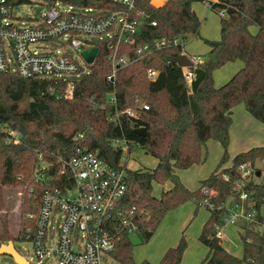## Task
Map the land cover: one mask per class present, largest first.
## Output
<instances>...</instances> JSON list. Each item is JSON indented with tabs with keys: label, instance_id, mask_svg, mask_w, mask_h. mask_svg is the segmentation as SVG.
Masks as SVG:
<instances>
[{
	"label": "trees",
	"instance_id": "1",
	"mask_svg": "<svg viewBox=\"0 0 264 264\" xmlns=\"http://www.w3.org/2000/svg\"><path fill=\"white\" fill-rule=\"evenodd\" d=\"M150 1H136L132 17L141 22L140 33L135 44L119 45V55L137 59L136 48L158 38H180L184 45L188 39L199 37L200 21L191 8V3L198 0H167L160 7L151 5ZM71 3L118 8L98 0H71ZM209 7L219 14L220 38L204 40L209 47L208 59L196 67L190 89L184 81L183 69L176 63L182 54L180 45L153 50L150 55L120 69L114 85L105 81L110 70L105 60L108 50L99 45L88 73L72 81L70 97L66 95L67 80L22 79L0 73V126L21 136L20 144L13 145L0 132V211L6 209L3 189L19 186L24 193L22 214L37 213L42 188L34 183L32 176L40 156L55 167L57 157H68L78 148L87 149L96 152L100 160L113 168L122 169V152L112 146L113 139L128 143L129 152L138 146L157 160L154 169L126 172L127 189L119 205L124 214L132 213L131 222L142 242L150 239L172 209L189 201L200 207L204 199L202 187L217 193L211 200L216 207L234 196L230 183L222 176L227 174L234 181L238 165L264 161V147H255L237 154L230 167L221 168L229 160L231 110L243 104L246 112L264 125V0H218ZM151 22L156 25L152 27ZM252 26L257 28V33L249 31ZM236 61L242 62L243 67L228 82L215 87L212 73ZM147 69L157 71L155 80L147 79ZM111 92L115 95L114 104L109 103ZM134 98L148 109L138 110L137 119L118 115L135 106ZM111 117L114 121L109 120ZM139 128L145 129L144 136L137 134ZM208 140L216 141L223 150L220 169L201 181L199 189L190 191L183 186L176 171L201 164L206 159L202 148ZM54 171L55 168L50 169L51 173ZM167 182L172 185L169 190L159 198L152 196L153 183ZM248 191L250 201L245 209L254 210L257 221L262 223L259 209L264 204V184L249 180ZM223 212L221 208L210 211L199 234L198 241L208 250L201 264H264V235L257 231L245 229L241 236L242 258L223 249L220 240L214 237V226L221 223ZM0 225L1 245L12 241L13 236L5 219ZM33 225L34 220L25 218L17 239L25 241V230ZM133 246L131 237L122 233L110 255L118 264H150L133 261ZM186 247L181 237L177 246L167 249L158 264H180Z\"/></svg>",
	"mask_w": 264,
	"mask_h": 264
},
{
	"label": "built area",
	"instance_id": "2",
	"mask_svg": "<svg viewBox=\"0 0 264 264\" xmlns=\"http://www.w3.org/2000/svg\"><path fill=\"white\" fill-rule=\"evenodd\" d=\"M47 1L48 9L40 18L33 20L30 25L22 24L18 27L11 15L15 1L0 0V73L14 74L22 79L67 80L63 76H74L77 79L88 73L91 66L81 53L92 48H97L99 52L98 46L102 45L108 50L105 60L110 66L105 81L114 85L120 69L150 55L153 50L180 45L181 55H186L192 63V67L182 68L184 81L190 89L196 67L204 64L201 57L186 54L180 38H158L152 43H144L136 48L137 59H131L126 54L119 55V45L135 44L140 33L141 22L132 17L137 0H98L118 6L116 9L76 6L71 0ZM198 1L209 6L218 0ZM65 4L69 6L62 10ZM71 5L82 9L83 13L71 11ZM150 25L154 27L156 24L151 22ZM90 36H97L99 39L104 37L105 41L95 43L89 39ZM59 39L62 40L59 47L70 46L83 61V65H78L65 51L48 47L50 42ZM157 74L154 69L146 70V77L151 81L155 80ZM67 81V97H70V87L74 80ZM109 103H115L114 92L109 94ZM134 103V107L126 108L118 115L137 119L138 110L148 109L137 98H134ZM109 120L114 121L112 117ZM0 132L6 134L8 143L20 144L19 133L2 126ZM110 142L122 152V169L113 168L100 160L96 152L87 149L78 148L68 157H57L55 167L39 157V164L32 178L42 190L37 213L25 217L27 220H34V225L24 233L25 242L32 244L36 264L44 258L49 259L51 264H109L114 261L110 253L114 250L119 235L136 234V226L130 219L132 213L124 214L119 208L127 189L126 172L131 170L128 166L131 152L125 141L113 139ZM124 156L128 157V161ZM54 168L55 171L51 173L50 169ZM257 172L259 177H256ZM262 173L264 174V169L260 171L256 163L246 161L237 166V178L234 181H230V177L224 174L222 179L230 183V191L234 196L218 207L211 203L217 193L208 187L200 189L204 196L202 207L209 211L219 208L224 210L221 223L214 226L215 238H222L224 225H235L239 221L246 225V229L257 232L261 229L260 233L264 235V224L257 221V213L245 209L250 201L248 182L262 179L259 183L264 184ZM57 216L60 223L56 230L52 227L49 233L50 221ZM21 258L26 264H32ZM13 263L17 264L14 260Z\"/></svg>",
	"mask_w": 264,
	"mask_h": 264
},
{
	"label": "rangeland",
	"instance_id": "3",
	"mask_svg": "<svg viewBox=\"0 0 264 264\" xmlns=\"http://www.w3.org/2000/svg\"><path fill=\"white\" fill-rule=\"evenodd\" d=\"M12 1H15V3L12 6L11 15L12 18L15 20V25L18 27H21L22 24L30 25L31 22H33V20L40 18L42 14H44L48 9L47 0H12ZM68 6H69L68 4H65L61 9L62 10L67 9ZM192 7L202 24L199 32L200 36L195 37L197 39L194 40H192L191 38L188 39L184 43L185 49L191 55H201V57L205 60L204 62H206L208 59V53L204 40L216 41L220 38V34H219L220 17L218 13H216L215 11H211L209 9L210 7L202 1L193 3ZM71 11L83 13V10L76 6H73ZM89 39L95 43H101L102 41H105L104 37L99 39V37L97 36H90ZM61 43H62L61 39L57 41H52L50 42L48 47L53 48L55 50H60L61 52L65 51L71 58H73V60L78 65L81 66L84 64L83 61L77 55V53L73 49H71L70 46L64 45L62 47H59ZM237 65L240 64H238V62H232L215 70L212 73L213 84L217 87H220L226 82H228L232 78L231 76L233 74L235 75L239 71ZM81 77L76 79L74 76H68V77L63 76L62 78H65L67 80H78ZM68 91H69V87H67L66 89L67 96H68ZM212 156L214 155L210 153L208 150V152H206V159L204 160L203 163H205L207 159L209 160V157L212 158ZM124 159L128 161V157L124 156ZM219 163L220 160L218 161L216 168L219 167ZM257 163L258 162H256V164ZM128 166L131 170L152 169L155 168L156 162L155 159L150 155L146 154L142 150V148L137 147L130 153ZM262 175L264 174L262 173ZM159 190L160 187L154 185L152 188V194H157ZM23 198H24L23 189L19 186L6 187L3 189V199L6 209L0 211V222L2 219H5L7 221L9 233L13 236V240L9 242H12L13 247L19 253V255L24 259H26L27 261H30L32 264H36V261L34 259L32 244L30 242H25V241L23 242L17 239V237L19 236L18 234H20L21 224L24 222L26 217L25 214H22L21 212ZM190 202L191 201L186 202L180 206H184ZM177 208L178 207L172 209L168 213H171L173 210ZM186 209L187 207H183L181 210L185 212ZM261 212H262L261 215L264 218V206L262 207ZM207 213L208 212L205 209L202 208L200 209L197 208V210L195 209L194 211H192L191 218L187 222V225H185L182 229L179 230H178V224L180 223L181 216H179L177 213L170 214L162 224L161 229L163 230L164 235H162V237L160 238V234H158L154 237L152 241L150 242L148 241L147 243L142 242L141 238L136 236V234L130 235L134 245H136L135 251H132L133 261L135 263L138 262L141 263L145 261L144 258L146 256L160 252L162 246L161 239L164 240V244H173L179 242V240L181 239V237H183L184 234V239L186 241L187 247L185 251V259L183 264H200V261L204 257V253L202 252V247L198 244V237H199L198 228L200 227L201 222L205 221L206 223V221L208 220ZM59 223H60L59 216L55 217L54 219L52 218L50 221V225L48 227L49 233H51L52 227L56 230ZM0 230H1V225H0ZM222 241H223L222 246L230 250L231 253H235L236 255H239L241 253V245L234 229L232 230L227 229L226 236ZM0 262L7 264H14L13 260L6 255H0ZM39 264H51V261L47 258H44L40 261ZM109 264H118V263H116L115 261H111Z\"/></svg>",
	"mask_w": 264,
	"mask_h": 264
},
{
	"label": "crops",
	"instance_id": "4",
	"mask_svg": "<svg viewBox=\"0 0 264 264\" xmlns=\"http://www.w3.org/2000/svg\"><path fill=\"white\" fill-rule=\"evenodd\" d=\"M166 1L167 0H151V4H153L156 7H160ZM196 2H199V1H193L191 3V8L193 11H194V9H193L192 5H193V3H196ZM199 21H200V19H199ZM201 24L202 23L200 21V28H201ZM200 28H199V32H200ZM249 31L252 34H255V33H257V28L255 26H252L249 28ZM219 34H220V26H219ZM199 36H200V34H199ZM191 39L194 40L197 38L192 37ZM206 47H207V53H208L209 47L207 45H206ZM184 50H185L186 54L189 56L201 57V55L189 54V52L185 49V45H184ZM202 60L205 61L203 58H202ZM236 62H238V64H240V65H237V68L240 70L243 67V63L240 61H236ZM215 87H217V86H215ZM228 133H229V143H228L227 153L229 156V160L224 165H222L221 168L230 167L232 164V159L239 153L246 152V151H248L252 148H255V147H264V125H262L257 120H255L251 115H249L246 112L243 104H239L231 110V125L229 127ZM208 150L210 153H212L214 155V156H212V158L209 157L210 161L207 159V161L205 163H203L204 162L203 161L201 164L192 165L190 168H188L186 170H177L176 171L181 183L190 191H195V190L199 189L201 181L205 180L210 174H212L213 172H215L217 170L216 166H217L218 161L221 160L220 157H221L223 150H222L221 146L219 145V143H217L214 140H208L205 143V146L202 148V153L204 154V153L208 152ZM212 161H214V162H212ZM155 162L157 165L156 159H155ZM256 166L258 169H260V171H263L264 162H258L256 164ZM152 169H154V168H152ZM218 169H220V168L218 167ZM261 180L262 179H258L257 182H261ZM154 185H156L157 187H160V190L157 192V194H152L156 198H159V196L161 195L162 192L169 190L172 186L170 182H167L164 185H159V184L153 183L152 188ZM263 206H264V204L261 205V207L259 209V215L262 219V223L264 224V218L261 215V213H262L261 209ZM183 207H187L185 212H183L181 210ZM200 208L205 209L208 212L207 215H208V219H209L210 214H211L210 211L207 210L206 208L202 207V206L198 207V209H200ZM195 209L197 210L196 205L193 202L187 203L184 206H180V207L178 206L177 209L173 210L171 213H168L167 215L164 216L165 218H163V220L157 226L156 230L153 232L152 236L150 237V239L148 241L149 242L152 241L154 239V237L158 234H160V238L162 237V235H164L163 230L161 229L162 224L164 223L165 219L170 214L177 213L179 216H181L180 223L178 224V230H179V229H182L185 225H187V222L191 218V213ZM204 224H205V221L200 223V227L198 228V235L201 232ZM245 227H246V225L242 221H239L235 225L226 224L222 228V238L220 239L221 246H222V242H223L222 240L226 236V230L227 229H230V230L234 229V231L236 232V234L238 236V240H239L240 245H241V253L239 255H236L235 253H231V251L228 250L227 248H224L223 246L222 247L226 252H228L229 254H231L237 258H242V256H243L241 236L245 232V229H246ZM260 231H261V229L258 230L259 233H260ZM183 237H184V234H183ZM177 244H178V242L173 243V244H164V240L161 239V245L162 246H161L160 252L155 253L153 255H148L144 259H145V261H147L150 264H158L159 261L161 260V258L163 257V255L165 254V252L167 251V249L173 248V247L177 246ZM198 244L202 247V252L204 253V257L200 261V264H201L203 259L206 257L208 250L199 241H198ZM135 246L136 245L133 246L132 251H135V249H136ZM185 251H186V249H185ZM185 251L182 255L180 264L184 263ZM138 263H140V262H138ZM243 264H248V263H243Z\"/></svg>",
	"mask_w": 264,
	"mask_h": 264
},
{
	"label": "water",
	"instance_id": "5",
	"mask_svg": "<svg viewBox=\"0 0 264 264\" xmlns=\"http://www.w3.org/2000/svg\"><path fill=\"white\" fill-rule=\"evenodd\" d=\"M62 1H67V0H62ZM97 52H98L97 48H92V49L83 51L81 53V56L83 57V59L86 61L88 65H92L97 55ZM176 63L180 68L192 67V63L189 61L186 55L179 56L176 60ZM136 132L140 136L145 135L144 128H139L136 130ZM256 177H259V172L256 173ZM0 255H6L12 258L17 264H26V262L17 253V251L15 250L11 242H8L6 245H3V244L0 245Z\"/></svg>",
	"mask_w": 264,
	"mask_h": 264
}]
</instances>
